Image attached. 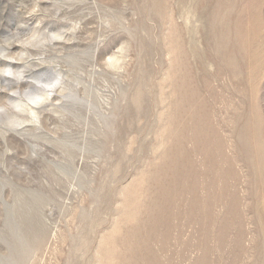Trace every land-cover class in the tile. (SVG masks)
<instances>
[{"label": "rangeland", "instance_id": "374dc122", "mask_svg": "<svg viewBox=\"0 0 264 264\" xmlns=\"http://www.w3.org/2000/svg\"><path fill=\"white\" fill-rule=\"evenodd\" d=\"M32 33L0 65V264H264V0H0V52Z\"/></svg>", "mask_w": 264, "mask_h": 264}, {"label": "bare ground", "instance_id": "6f19581e", "mask_svg": "<svg viewBox=\"0 0 264 264\" xmlns=\"http://www.w3.org/2000/svg\"><path fill=\"white\" fill-rule=\"evenodd\" d=\"M189 24H190V22H189ZM46 30H48L47 32H48V34H49V32H54L55 33V31H52V30H49L48 28H46ZM38 32V31H37ZM60 32V31H59ZM39 33V32H38ZM53 33V34H54ZM63 33V32H62ZM51 34V33H50ZM49 34V35H50ZM64 34V33H63ZM39 35V34H38ZM52 35V34H51ZM50 35V36H51ZM56 35H61V33L59 34H57L56 33ZM199 35V34H198ZM50 36H48L47 37V39H48V42L47 43H50V44H53V42H55L54 40H51L50 39ZM65 37H66V35H64ZM62 37V36H61ZM40 38H42V35H41V37ZM44 38H46V37H44ZM66 40H67V38H66ZM69 40V39H68ZM56 43V42H55ZM15 43H9L8 44V47H6L3 51V53H6L7 54V56L8 55H10L11 56V54H12V49L14 48H20V47H18L17 45H14ZM45 44V43H44ZM55 45V44H54ZM36 46H38V45H36ZM47 46V45H46ZM45 46V47H46ZM44 47V46H43ZM44 47V48H45ZM37 48V47H36ZM21 49V48H20ZM22 54H24L25 55V57H26V55H28L29 56V50L30 49H28L27 47H23L22 46ZM46 51L48 50L47 48L45 49ZM49 51V50H48ZM44 52V51H43ZM43 52H41V53H43ZM45 54V53H44ZM16 55V54H15ZM33 58V57H32ZM5 59V58H4ZM112 59H113V57H112ZM29 60V59H28ZM38 62V61H37ZM45 62V61H44ZM5 65L6 64V62L2 59V58H0V65ZM12 68V67H11ZM26 68V67H25ZM28 68V67H27ZM26 68V69H27ZM19 69V68H18ZM36 69V68H35ZM49 69V68H48ZM77 69V68H76ZM68 70V69H67ZM14 71V70H13ZM25 73V72H24ZM33 74V73H32ZM18 75H20V74H18ZM24 75V74H23ZM22 76V75H21ZM63 75L62 74H60V73H58V72H56V71H54L53 70V68L50 70H43V71H40V72H38L35 76H34V79L36 80V81H38V83H40V81H42L43 82V80H46L47 81V83H46V87H48V86H50V87H48L49 89H55V90H52V91H54V92H57L58 90H56L57 89V87L58 86H61V84H63ZM21 77L20 76H18V78H14V79H12V78H9V77H4V76H2V75H0V83L2 84V86L3 87H8L9 89L12 87L13 88V85H15V84H17L18 82H19V80H23V77L20 79ZM65 79V78H64ZM25 80V79H24ZM66 80V79H65ZM27 81V80H26ZM25 82V81H24ZM65 82V81H64ZM45 83V82H44ZM41 84V83H40ZM17 85H19V84H17ZM45 85V84H44ZM58 85V86H57ZM64 85H65V83H64ZM36 86V85H35ZM34 85H30L28 88H27V90H25V94L27 95V97L29 98V100L30 101H33V100H36V101H38L37 103H35V104H39L40 102H42V100L44 99V94H40V92H38V93H34V91L35 92H37L38 91V88L37 87H35ZM40 86V85H39ZM70 86V85H69ZM18 87V86H17ZM16 87V88H17ZM37 88V89H36ZM48 88H43L44 90L46 89H48ZM59 88V87H58ZM61 89L62 88H65V87H60ZM59 88V89H60ZM3 89V88H2ZM17 89H19V88H17ZM41 89V88H40ZM48 89V90H49ZM20 90V89H19ZM46 90L44 91V92H46ZM10 92H11V90H9ZM41 91V90H40ZM51 91V92H52ZM43 92V91H42ZM43 92V93H44ZM50 92V91H49ZM61 92V91H60ZM15 93H17V92H15ZM22 93V92H21ZM17 95V94H16ZM20 95V94H19ZM22 95V94H21ZM20 95V96H21ZM68 95H70V94H68ZM68 95L66 96L67 98H68ZM42 96H43V99H42ZM76 96H77V94H76ZM14 95H9V107L10 106H12V105H19L20 106V109H21V105L19 104V103H16L15 101H14ZM20 98V97H19ZM26 98V97H25ZM71 98V97H70ZM69 98V99H70ZM40 99H42V100H40ZM62 99V98H61ZM16 100V99H15ZM80 101H82V100H80ZM79 101V102H80ZM76 102V101H75ZM70 103H71V101H70ZM76 104V103H75ZM23 106V105H22ZM70 108V107H69ZM9 110L10 109H5V108H2V110H0V118H3L4 116H5V114L6 113H8L9 112ZM38 113V112H37ZM3 116V117H2ZM13 117V116H12ZM33 119V118H32ZM13 120H16V119H13ZM17 121V120H16ZM24 122V121H23ZM14 126H15V124H14Z\"/></svg>", "mask_w": 264, "mask_h": 264}, {"label": "clouds", "instance_id": "9594fccd", "mask_svg": "<svg viewBox=\"0 0 264 264\" xmlns=\"http://www.w3.org/2000/svg\"><path fill=\"white\" fill-rule=\"evenodd\" d=\"M38 11L37 8H33L31 9V11L29 12V15H34L36 12ZM13 33H16V29L12 30ZM40 39L38 34L36 33H32L29 35H25V36H20L19 34L15 35V39H14V43L17 46H23V47H34L36 46L35 42ZM51 40H59L62 39L61 36L56 35V34H52L50 36ZM46 41L41 40V43H45ZM0 58H7L10 62H17L19 59H22V56H17V55H12V56H7L6 53L0 52ZM0 75L4 76V77H9L12 78L14 76L18 77V74L15 73L13 70L5 68V69H0ZM50 87V86H48ZM15 93H13L14 95ZM31 103H37L38 101L33 100L30 101ZM13 107H15L17 110H19V105H12Z\"/></svg>", "mask_w": 264, "mask_h": 264}]
</instances>
